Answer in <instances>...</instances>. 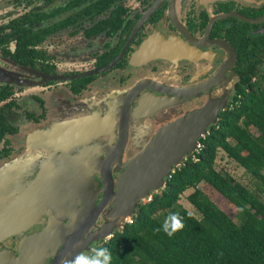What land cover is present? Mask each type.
I'll use <instances>...</instances> for the list:
<instances>
[{"label": "flooded vegetation", "instance_id": "1", "mask_svg": "<svg viewBox=\"0 0 264 264\" xmlns=\"http://www.w3.org/2000/svg\"><path fill=\"white\" fill-rule=\"evenodd\" d=\"M35 7L46 15L41 26L48 27L37 48L38 60L23 67L0 53V72L9 76L0 82V89L10 91L18 106L6 113V122L16 133L0 141V150H9L6 158H0V169L8 166L0 175V206L6 204L5 219L16 220L28 183L22 178L47 174L44 187L55 192L48 201H59L62 208L57 216L44 213V218L59 229L45 239L37 238L33 243L37 253L30 256L48 264L77 236L59 256L57 264H61L64 257L72 259L73 254L96 247L101 229L123 215V210L113 211L117 204L109 194L92 225L86 230L79 226L102 199L99 171L117 143L122 107L127 109V119L121 162L109 168L113 192L118 172L126 169L123 165L148 143L162 138L166 129L188 126L189 136L198 137L197 141L209 133L230 105L238 77L248 75L245 72L264 55L260 54L264 52V0H47L43 4L23 0L21 5L0 0V16L13 13L4 21L0 18V26ZM28 27L33 31L36 24ZM0 37L8 41L10 50L17 46V36L5 32ZM26 89L32 90L29 97ZM20 99L26 102L22 108ZM22 110L28 130L20 136L22 125L15 122L20 121ZM80 114L88 116L65 119ZM96 118L103 130L83 144L66 151L39 149L34 144L35 136L47 131L53 121L56 124L44 137L65 125ZM102 133L106 137L97 140ZM31 221L21 239L44 229ZM111 230L112 235L117 229ZM14 234L0 242V250L11 247L16 255L20 241H14Z\"/></svg>", "mask_w": 264, "mask_h": 264}, {"label": "trees", "instance_id": "2", "mask_svg": "<svg viewBox=\"0 0 264 264\" xmlns=\"http://www.w3.org/2000/svg\"><path fill=\"white\" fill-rule=\"evenodd\" d=\"M22 1L15 0L17 5ZM37 1L43 4L47 0ZM36 10L37 7L27 10L0 26V34L17 36L13 51L8 41L0 37V53L19 66L30 67L38 60V45L48 32V27L41 26L46 15ZM31 24H36L33 31L28 27ZM245 73L248 75L238 77L233 86L228 108L219 114L209 133L198 140L200 149L173 167L163 188L150 193L148 202L135 206L130 223H123L96 246L109 249L112 264H264V202L214 169L219 149L250 175L258 192L264 195V55ZM10 96V91L0 89V141L16 133L6 122V113L18 109ZM250 128L257 135L253 136ZM8 154V149L0 150V158ZM199 183L208 185L232 205L243 217L241 225H236L200 192ZM188 189L192 192L186 200L199 219L178 204L180 195ZM177 212L184 228L169 238L162 225L169 214Z\"/></svg>", "mask_w": 264, "mask_h": 264}, {"label": "water", "instance_id": "3", "mask_svg": "<svg viewBox=\"0 0 264 264\" xmlns=\"http://www.w3.org/2000/svg\"><path fill=\"white\" fill-rule=\"evenodd\" d=\"M8 77L9 76L3 71L0 72V82L7 81ZM126 113L127 109L123 106L122 113L119 117V134L117 137V143L111 149L109 156L103 162L101 170L99 171L104 184L102 199L99 205H97L95 209H92L90 214L83 222H81L82 224L80 223L79 226L81 227V230H86L87 227L92 225V221L97 211L105 204L109 194L114 198L118 211L123 210L122 214H125V218H130L135 206L146 199L150 193L161 190L164 186L165 179L169 178L173 167L180 165L181 160L185 156L191 155L194 151L198 137L193 139L192 136H189L190 128L188 126L183 127L178 124L180 125L179 128L175 127L166 129L161 133L162 138L160 137V139L148 143L146 147H143L140 152L136 153L134 157L130 158L123 165L122 168L126 169L118 173L116 183L114 184L115 191L113 192L109 168L114 164L120 165L121 162L120 157L126 130ZM102 130L103 125L99 119H85L73 124L65 125L63 129H58L46 137L43 136V133L40 135L38 134L35 136L34 144L39 149L66 151L72 146L83 144L91 137L98 135ZM7 169L8 166H4L0 169V175H4ZM46 176L48 175L41 172L38 173L33 180L30 179L29 175L22 178L28 183L26 186L27 189L22 192H25V194L19 200V215L16 220L5 219L2 211L5 209L6 204L0 206V242L29 224L31 216L33 217L32 221L36 222V216L40 211L50 216L52 215L53 217L61 213L62 204L59 201H48L50 198L55 197V192L52 189H46L44 187L45 184L48 185ZM8 208H11V206ZM11 216H13L12 212ZM121 217L115 219V223L113 224H111V222L107 223L106 228L101 229L102 232L99 234L100 238L104 239L105 237H109L112 228H119ZM55 226L57 225L55 224ZM50 227H53V225L46 224L42 232L32 236H26L24 239L32 237L45 239L49 234H52L51 231L53 229ZM76 229L79 231V227H76ZM43 232L45 233L44 237L42 234ZM24 239L20 241L16 255L8 251L0 250V258H4L7 264H32L30 256L31 251L22 248ZM74 239L77 240V236L73 237L71 241L68 242L67 248H69L70 243H72ZM63 248L64 249L61 250L58 257L54 256L48 264H57L59 262V256H61L67 249L66 244ZM0 264H3L1 260Z\"/></svg>", "mask_w": 264, "mask_h": 264}, {"label": "rangeland", "instance_id": "4", "mask_svg": "<svg viewBox=\"0 0 264 264\" xmlns=\"http://www.w3.org/2000/svg\"><path fill=\"white\" fill-rule=\"evenodd\" d=\"M13 15V13H7L0 16V18L2 19V21H4L5 19L11 17ZM32 93L31 89H26V92H24L26 95H28L29 93ZM30 95V94H29ZM29 95L27 97H29ZM26 102L23 103V100H19L18 101V105L20 106V108L23 107V104H25ZM23 110L20 112L19 116H18V120H20L19 122L16 121L15 123H19L21 126V130H20V136H23L25 131L28 130V124L26 123V120L23 119ZM58 115V114H57ZM97 117H99L100 119H104L106 116H104V114H95ZM85 116L88 115H71V116H66L65 119L66 120H77L80 118H84ZM63 121V118H61ZM60 119V120H61ZM55 122V123H53ZM50 123V125L48 127H46L47 131L42 130L41 132H48L49 128L52 127L54 124H56V121H53ZM27 124V125H25ZM108 131H111L110 128ZM250 133L255 136L257 135V132L250 128ZM19 136V137H20ZM102 137H106V133H102L97 137L98 139H101ZM107 140V138H105ZM18 144L22 143V138L18 139ZM16 143V144H17ZM27 153L30 152V142L29 145L27 144ZM29 159L34 160L33 154H29ZM184 160V158L181 160V162ZM214 169L221 173V174H226L229 178L233 179L234 182L239 183L240 185H242L243 187H245L247 190H249L251 193H253L254 195H256L262 202H264V195L261 194L260 192H258V186L256 184V182L250 177V175L245 172L242 168L238 167L233 161H231L230 159H228L225 154L221 151V150H216L215 153V159H214ZM117 172V171H116ZM119 173V172H118ZM197 189L202 192L218 209H220L225 215H227L236 225H241V223L243 222V217L236 211V209L230 205L225 199H223L220 195H218L214 190H212L208 185L204 184V183H199L197 185ZM192 192V189H188L185 190L179 197L178 200V204L185 209L188 213H190L193 217H195L196 219H199L198 214L196 213V211L193 209V207L187 202L186 197L187 195H189ZM144 201V200H143ZM143 201H141L140 203L142 204ZM115 207L113 208V211L116 212L118 209V207L116 205H114ZM125 214H123L122 216V220H121V224L124 223V221H130V218H125L124 216ZM45 214L40 211L38 212L37 216H36V222H33L34 224H37L39 226H44L47 224V220L44 218ZM44 218V219H41ZM31 221V220H30ZM120 224V225H121ZM49 225V223L47 224ZM120 227V226H119ZM27 229H29V224H27L24 228H22L17 234H14L13 239L15 242H19L22 239V235L24 233H26ZM117 229V228H116ZM120 228H118L117 230H119ZM43 237L45 236V233L43 232ZM106 239H108V237H105L104 239H101V241L99 242H103ZM103 240V241H102ZM14 242H12L13 244ZM10 244V243H8ZM99 244V243H97ZM95 244V245H97ZM93 247V246H92ZM12 248L11 247H7V249H4L3 251H8L11 252ZM74 257V254H73ZM71 258V257H70ZM69 258V259H70Z\"/></svg>", "mask_w": 264, "mask_h": 264}, {"label": "clouds", "instance_id": "5", "mask_svg": "<svg viewBox=\"0 0 264 264\" xmlns=\"http://www.w3.org/2000/svg\"><path fill=\"white\" fill-rule=\"evenodd\" d=\"M242 210L239 209V211ZM183 228V219L178 212L169 214L162 225L163 232L169 238L173 237ZM156 231H161V228H157ZM112 259V253L108 248L93 246L89 250L78 252L72 259H68L67 257L62 258L61 264H112Z\"/></svg>", "mask_w": 264, "mask_h": 264}, {"label": "bare ground", "instance_id": "6", "mask_svg": "<svg viewBox=\"0 0 264 264\" xmlns=\"http://www.w3.org/2000/svg\"><path fill=\"white\" fill-rule=\"evenodd\" d=\"M59 227L58 226H54V230L51 231L52 234H55L54 231L58 230ZM64 232V229H63ZM37 238H27L25 241H23L22 244V248H24L25 250H29L32 251L31 253H37L33 247V243L36 242ZM0 260L3 262V264H7V262L4 260V258H0ZM41 262V260H38L37 262L32 259V264H39Z\"/></svg>", "mask_w": 264, "mask_h": 264}, {"label": "built area", "instance_id": "7", "mask_svg": "<svg viewBox=\"0 0 264 264\" xmlns=\"http://www.w3.org/2000/svg\"><path fill=\"white\" fill-rule=\"evenodd\" d=\"M200 149V145H199V143H198V141L195 143V147H194V151H193V153L194 152H197L198 150ZM149 199H150V196H148L146 199H144V201L143 202H148L149 201ZM125 223H130V221L128 220V221H124Z\"/></svg>", "mask_w": 264, "mask_h": 264}, {"label": "crops", "instance_id": "8", "mask_svg": "<svg viewBox=\"0 0 264 264\" xmlns=\"http://www.w3.org/2000/svg\"><path fill=\"white\" fill-rule=\"evenodd\" d=\"M88 150H91V152L89 153V156H90V158H92V156H93V152H94V150H95V148L94 147H92V149H88ZM88 157V156H87ZM86 159V157L84 156V160ZM90 168H92L91 166H89ZM51 217H53L52 215H51ZM53 220H55L54 218H53ZM56 221V220H55ZM49 223V222H48ZM47 223V224H48ZM55 223H59V221H56ZM51 229H53L54 230V226L53 227H50Z\"/></svg>", "mask_w": 264, "mask_h": 264}]
</instances>
